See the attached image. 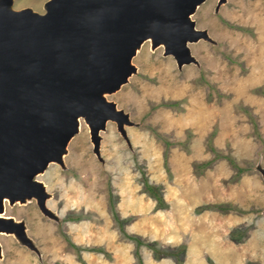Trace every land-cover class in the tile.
<instances>
[{
    "label": "rangeland",
    "instance_id": "obj_1",
    "mask_svg": "<svg viewBox=\"0 0 264 264\" xmlns=\"http://www.w3.org/2000/svg\"><path fill=\"white\" fill-rule=\"evenodd\" d=\"M44 1L13 0V6L42 12ZM216 4L205 0L192 14L196 27L214 39L189 43L197 62L178 67L163 46L151 48L146 40L132 58L136 71L107 95L129 114L128 142L108 120L98 158L82 118L65 166L51 162L37 175L58 219L43 214L34 198L5 201L4 213L25 222L39 253L0 232V264H138L135 241L121 234L113 210L129 217L123 224L129 234L163 245L184 243L180 264H264V178L257 168L264 167V94L256 91L264 88V0ZM172 100L179 103L160 104ZM213 130L212 145L245 168L237 178L226 157L201 174L193 171V161L214 156L207 143ZM158 134L172 141L168 169ZM144 177L161 185L166 207L156 208L142 191ZM207 203L232 208L197 210ZM233 227L240 230L237 241L229 236ZM139 251L144 264H178L172 256L153 258L145 245Z\"/></svg>",
    "mask_w": 264,
    "mask_h": 264
},
{
    "label": "water",
    "instance_id": "obj_2",
    "mask_svg": "<svg viewBox=\"0 0 264 264\" xmlns=\"http://www.w3.org/2000/svg\"><path fill=\"white\" fill-rule=\"evenodd\" d=\"M203 1L45 0L40 12L0 0V232L39 253L25 222L4 214L5 201L34 198L43 214L59 218L37 175L52 161L65 166L80 118L98 158L108 120L128 142L129 114L107 95L136 71L132 58L146 40L163 46L178 67L197 62L189 43L214 42L192 18Z\"/></svg>",
    "mask_w": 264,
    "mask_h": 264
},
{
    "label": "trees",
    "instance_id": "obj_3",
    "mask_svg": "<svg viewBox=\"0 0 264 264\" xmlns=\"http://www.w3.org/2000/svg\"><path fill=\"white\" fill-rule=\"evenodd\" d=\"M256 91L264 94V88L263 87H257ZM177 103H179V101H173L172 100V101H165V102H162L160 104L166 105V106H173V105H177ZM213 135H214V130L208 135L207 143H208V148L214 153V156L211 159H207V160L193 161L192 162L193 171L196 174H201L205 168H207L208 166L211 165V163L214 159H216L218 157H226L228 159V161L231 163V165L236 168L235 177L237 178L239 176V173L241 171H243L245 168L243 166L238 165L232 156H230L229 154H224V153L218 151L212 145L211 139H212ZM159 137H161L165 143L163 158H164V165L168 169L167 153H168L169 146L172 144V141L168 140L165 136H162V135L161 136L159 135ZM186 142L187 141H181L180 143L185 145ZM186 148H187V146L185 145V149ZM141 189L148 196L152 197L155 200V207L156 208H164L167 206V201H165L163 196H162L161 185L149 182L148 179L146 177H144L142 179ZM203 208H215V209H219L221 211H226V210L232 208V205L223 204V203H214V204L213 203H207V204L198 206L197 210H201ZM113 216H114V219L116 220V222L119 226L121 234L123 233L126 237L133 239L135 241L134 256H135L136 262L138 264H144L142 257H141V254H140V251H139L140 245H145L146 247H148L152 252L153 258H155V259H159V258L164 257V256H172L178 264L181 263L183 255L185 253V244L184 243H180V244H177L174 246L163 245L157 240H154V239L150 240V239L142 238L139 234H129V233L125 232V230L123 228L124 222L127 221V219H129V217H119L115 210H113ZM77 218H80V215H77L75 217V219H77ZM239 231L240 230L238 227H233L229 232L230 238L235 240V241L239 240L237 237V232H239ZM86 249H91V250L100 251V252H106L102 246H91V247L87 246ZM211 264H213V263H211Z\"/></svg>",
    "mask_w": 264,
    "mask_h": 264
},
{
    "label": "bare ground",
    "instance_id": "obj_4",
    "mask_svg": "<svg viewBox=\"0 0 264 264\" xmlns=\"http://www.w3.org/2000/svg\"><path fill=\"white\" fill-rule=\"evenodd\" d=\"M108 98V97H107ZM80 119H82V118H80ZM80 124H81V122H80ZM53 162V161H52ZM1 213V212H0ZM5 214V213H4Z\"/></svg>",
    "mask_w": 264,
    "mask_h": 264
}]
</instances>
